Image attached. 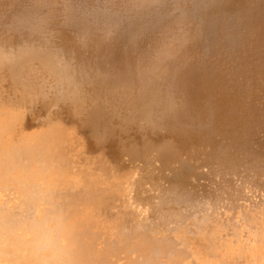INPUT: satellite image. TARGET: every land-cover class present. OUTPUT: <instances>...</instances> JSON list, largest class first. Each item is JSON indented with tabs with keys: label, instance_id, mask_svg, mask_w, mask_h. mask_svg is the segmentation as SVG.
<instances>
[{
	"label": "bare ground",
	"instance_id": "6f19581e",
	"mask_svg": "<svg viewBox=\"0 0 264 264\" xmlns=\"http://www.w3.org/2000/svg\"><path fill=\"white\" fill-rule=\"evenodd\" d=\"M0 264H264V0H0Z\"/></svg>",
	"mask_w": 264,
	"mask_h": 264
}]
</instances>
